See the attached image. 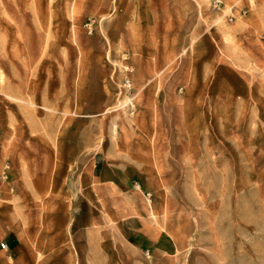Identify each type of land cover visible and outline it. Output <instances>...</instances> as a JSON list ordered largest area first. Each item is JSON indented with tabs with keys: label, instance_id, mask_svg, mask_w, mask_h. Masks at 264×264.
<instances>
[{
	"label": "rangeland",
	"instance_id": "obj_1",
	"mask_svg": "<svg viewBox=\"0 0 264 264\" xmlns=\"http://www.w3.org/2000/svg\"><path fill=\"white\" fill-rule=\"evenodd\" d=\"M0 264H264V0H0Z\"/></svg>",
	"mask_w": 264,
	"mask_h": 264
},
{
	"label": "crops",
	"instance_id": "obj_2",
	"mask_svg": "<svg viewBox=\"0 0 264 264\" xmlns=\"http://www.w3.org/2000/svg\"><path fill=\"white\" fill-rule=\"evenodd\" d=\"M8 241L9 244L14 247L13 249H16L18 247V239H16L15 237L11 236Z\"/></svg>",
	"mask_w": 264,
	"mask_h": 264
},
{
	"label": "built area",
	"instance_id": "obj_3",
	"mask_svg": "<svg viewBox=\"0 0 264 264\" xmlns=\"http://www.w3.org/2000/svg\"><path fill=\"white\" fill-rule=\"evenodd\" d=\"M1 247H2L3 250H8V247H7V245H5V244H2Z\"/></svg>",
	"mask_w": 264,
	"mask_h": 264
}]
</instances>
